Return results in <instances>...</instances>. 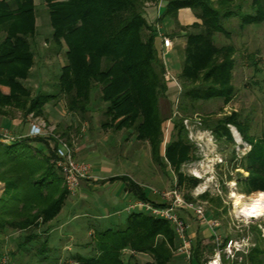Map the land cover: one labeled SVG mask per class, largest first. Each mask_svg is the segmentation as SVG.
<instances>
[{
    "label": "trees",
    "instance_id": "trees-1",
    "mask_svg": "<svg viewBox=\"0 0 264 264\" xmlns=\"http://www.w3.org/2000/svg\"><path fill=\"white\" fill-rule=\"evenodd\" d=\"M44 1L53 28L52 38L58 44L64 42L67 48V62L61 67L57 92L34 96L23 84L34 59L29 41L35 34L34 1L0 0V116L14 117V112L20 111L21 122L29 115L44 117L45 105L57 98L58 93L64 98L65 111L80 116L82 122L92 89L100 88L101 99L109 102L105 111L108 120L102 126L114 123L115 129L127 127L137 138L149 143L152 157L159 165L175 166L182 145L179 130L182 123L174 121L176 139L171 137L160 154L161 124L165 118L159 109V98L166 90L165 67L155 47V27L144 17L146 3L157 0ZM183 7L192 9L201 22L186 29L185 58L178 76L181 93L192 102L195 98H222L226 102L233 94L230 82L235 49L231 44H218L216 36L229 35L224 23L231 18H239L240 28L264 21V0H249V3L247 0H167L158 20L169 17L176 22L177 11ZM234 116L218 119L216 126H222L218 129L227 131L226 123L239 127L241 123ZM51 132L53 135L23 137L10 143L0 141V182L3 183L0 232L42 225L46 232L48 222L64 205L69 193L53 164L58 129ZM60 135L69 140L66 130ZM32 143L44 145L48 152H42ZM256 155V175L246 179L253 190L264 189L258 185L264 182V140ZM175 177V185H180L182 174L177 172ZM186 181L190 183V179ZM127 182V189L147 199L141 187ZM25 238L33 240L34 236L28 234ZM175 240V231L166 220L131 212L122 225L94 231L93 255L75 256L73 262L124 264L122 254L127 248L134 253H149L153 264H169ZM41 246L45 253L50 250L47 239ZM197 252L192 248L191 263L204 264L199 262ZM11 254L14 256L15 252ZM1 258L0 252V264H6ZM246 260L248 264H264V247L253 246ZM130 261L126 264H131Z\"/></svg>",
    "mask_w": 264,
    "mask_h": 264
},
{
    "label": "rangeland",
    "instance_id": "rangeland-1",
    "mask_svg": "<svg viewBox=\"0 0 264 264\" xmlns=\"http://www.w3.org/2000/svg\"><path fill=\"white\" fill-rule=\"evenodd\" d=\"M33 1L36 26L35 34L29 41L34 59L23 84L34 96L55 94L61 67L67 62V48L64 42L58 44L52 38L53 28L45 1ZM148 4L146 3V6ZM224 25L229 35L218 33L216 42L231 44L235 49L232 55L234 65L230 82L233 94L230 98L226 102L222 98H195L192 102L189 97L180 93L171 105L166 100V95L159 98V109L165 118L161 124L162 154L164 144L168 143L171 137L176 139L174 121L182 123L179 128L182 133V145L177 153L175 166H160L153 157L151 163L149 143L137 138L127 127L115 129L114 123L102 126V123L108 120L105 111L109 102L101 99L100 88H93L91 91L85 121L81 122L80 116L65 111L64 98L58 93L57 98H52L45 105L44 117L29 115L27 118L44 122L46 131L54 132L57 128L58 139L70 142L71 148L74 142L77 144L82 140L85 144L87 141L92 147H85L83 151H101L103 159L108 158L114 168L122 171L129 179L137 181L147 195L155 192L156 196H160L165 189L176 188L187 201L200 204L208 218H215L219 222L218 231L222 232L223 236L245 238L248 247L245 258L242 262L233 264H248L246 256L250 249L255 245L264 247V214L249 217L239 212L234 194L243 195L242 200L249 203L257 192H264L262 187L253 190V185L246 182L248 177L253 178L256 175V150L264 140V21L240 28L239 18L236 17L225 21ZM182 104H185V107H182ZM14 113V117L22 119L20 111ZM231 114H235L234 120L241 123L239 127L237 124L226 123L227 131L219 130L222 126H216V121ZM67 118L74 125L66 128L64 123ZM63 128L68 132L69 140L60 135ZM84 129L87 130L86 136L83 135ZM114 136L120 140H115ZM49 144L51 148L54 145L53 142ZM124 150H129L125 156L122 153ZM85 161L91 165L100 163L99 159L93 158ZM177 172L183 176L180 185H175ZM186 179H190V183H187ZM2 184L0 182V196ZM258 185L264 186V182ZM99 203L104 204L105 201L103 196L97 194L89 197L88 204H71L62 208L57 216L48 222L49 228L54 229L47 244L50 250L46 253L45 248L41 246L45 240L43 225L28 230L8 229L6 232H0L1 261L6 264H70V261L76 260L72 254L77 251L85 257L93 255L94 250L85 246V243L90 241L89 230H97L101 222L107 224L111 220L99 218L103 215L98 208ZM135 211H140V208ZM86 212L93 214L94 218L86 216ZM188 225L187 233L192 248L198 250L199 262L206 264L214 253L215 244L211 237L205 239L201 236L197 246L194 241L196 237L190 234L195 232L197 235L198 231L194 227L191 228L189 223ZM28 234L34 236V239L27 241L25 236ZM177 243L178 240H175L174 246L172 245L169 264H196L176 253ZM13 251L14 256L11 254ZM57 258L58 263L55 262ZM122 259L124 264L128 260H131V264H153L149 253H134L127 248L123 251Z\"/></svg>",
    "mask_w": 264,
    "mask_h": 264
},
{
    "label": "crops",
    "instance_id": "crops-1",
    "mask_svg": "<svg viewBox=\"0 0 264 264\" xmlns=\"http://www.w3.org/2000/svg\"><path fill=\"white\" fill-rule=\"evenodd\" d=\"M166 4H167V0H157L155 3L148 4L145 8L144 17L148 23L154 25L155 27L156 36L154 43L158 51L159 57L165 67V74H164L165 84H166L165 95H166V100L171 105V102L172 101L174 102V100H176L175 97L181 93V86L178 76L182 70V66L185 58L184 48L186 44V29L193 23H200L201 20L195 15L194 11L189 7H183L178 9L176 22L169 17H165L161 20H158V18H160L163 11L165 10ZM164 38L169 39L170 42L168 45L163 44ZM31 120L32 119L27 118L24 122H21V120H19L17 117L0 116V127L9 129L15 135H25L29 130V124ZM71 123H72L71 120L67 118V122H65L64 125L67 128L68 125H70ZM85 125H87L86 122ZM62 130H64V128ZM86 132L87 130L85 131L84 129L83 132L84 136H86ZM28 138H33V137H28ZM114 139L118 140L119 137L116 138L114 136ZM32 144L34 147L42 150V152L44 153L48 152L47 148L44 147V145L40 143H32ZM85 147L90 148L92 146L87 141L85 142V144L82 142V140L80 141V143L77 144L74 142V146L72 147L73 155L74 157L81 160H87L88 158L99 159L100 163L92 164L93 173L95 174L96 178H91L81 181L78 190L73 195L71 194L67 195L62 208H67L71 204L72 205L78 203L88 204L89 197H91L92 195L97 196L98 194L103 196L105 203L104 204L99 203V207H98L101 209L103 215L99 216V218L101 220L103 218H109L111 220H109L107 224H104L102 222L100 223L97 230L101 231L106 228L116 227L117 226L116 223L122 224L125 218L127 217V215L131 213L128 212L126 208L130 204H133L138 200H142L151 205L160 204L163 202L159 195L156 196L157 193L152 192L151 194L147 195L146 192L143 190L142 186L137 181L133 179H129L128 176L124 174L122 171H120L117 168H114L113 163L107 160L108 158L103 159V154L101 153V151L100 152L98 150L83 151ZM148 150H149L148 151L149 159L152 163L153 160H152L151 150L150 148ZM128 152L129 150H124L122 153H124L125 156V153L127 154ZM160 154H162V152H160ZM116 155L114 156V162L116 161L115 160ZM122 177H125L129 181H132L136 183L139 187H141L143 194L147 199H143L137 196L134 193V191L127 189L126 185L128 183L127 182L128 180L126 181L125 179H122ZM178 211L181 217L184 218V220L190 224L191 228L194 227L196 228V231H198L197 235L195 234V232H192L190 234V236L194 235L196 237L194 241H196L197 246L200 243L199 239H201L202 237L205 239L210 238L211 235L210 230L208 229L205 223L201 222L195 216L192 210H178ZM134 212H141V211H134ZM123 213H125V215H123ZM85 215L92 216L94 218L93 214H91L90 212L89 213L86 212ZM114 217H116L115 220ZM49 227L50 225L48 224V229L46 232H44L45 239H47V244L51 236V233L54 229V227L51 228ZM94 231H96L95 228L89 230L88 234L90 237V241L85 243V246L87 248H91L92 251L95 250V247L92 243L93 241L91 240ZM72 255H74L73 257L82 256L78 251ZM58 261H59L58 258L55 259V262L58 263Z\"/></svg>",
    "mask_w": 264,
    "mask_h": 264
},
{
    "label": "built area",
    "instance_id": "built-area-1",
    "mask_svg": "<svg viewBox=\"0 0 264 264\" xmlns=\"http://www.w3.org/2000/svg\"><path fill=\"white\" fill-rule=\"evenodd\" d=\"M169 39H163V44L168 45ZM52 134L45 130L44 122L32 119L29 130L25 135H15L9 129L0 127V141L10 143L23 137L46 136ZM53 164L63 177V184L69 194L73 195L79 188L80 182L96 178L92 165L85 160H78L73 155L72 148L62 139H58L54 147ZM161 206H153L142 200L130 204L126 210L134 212L137 208L154 218L166 220L175 231L178 240L176 253L185 260L192 256V243L188 236V223L179 215L178 210H192L195 216L206 224L211 232L210 237L215 244V250L206 264H233L242 262L247 253L245 238H227L218 231L219 222L215 218H208L200 204L187 201L183 194L176 188L161 192ZM74 264V262H70Z\"/></svg>",
    "mask_w": 264,
    "mask_h": 264
},
{
    "label": "bare ground",
    "instance_id": "bare-ground-1",
    "mask_svg": "<svg viewBox=\"0 0 264 264\" xmlns=\"http://www.w3.org/2000/svg\"><path fill=\"white\" fill-rule=\"evenodd\" d=\"M235 204L239 206V212L249 217H256L264 214V192H257L256 196L251 201L244 202L242 200L243 195L234 194Z\"/></svg>",
    "mask_w": 264,
    "mask_h": 264
}]
</instances>
